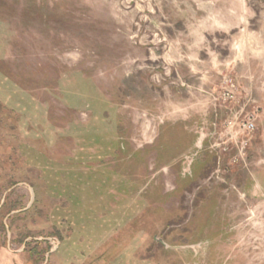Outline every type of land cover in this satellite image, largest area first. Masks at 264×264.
Masks as SVG:
<instances>
[{
	"label": "rangeland",
	"instance_id": "rangeland-1",
	"mask_svg": "<svg viewBox=\"0 0 264 264\" xmlns=\"http://www.w3.org/2000/svg\"><path fill=\"white\" fill-rule=\"evenodd\" d=\"M0 43V58L16 75L39 78L38 87L52 76L61 85L63 69L71 68L85 90L79 71L88 69L99 92L115 103L129 149L146 151L141 185L122 205L114 199L123 180H90L87 171L101 173V166L63 173L62 189L48 187L49 196L75 208L69 239L41 264H264V0H0ZM7 85L1 78L0 92L23 93ZM32 97L28 108L43 123L46 103L39 109ZM49 100L64 109L62 100ZM76 118L84 121L87 112ZM32 120L19 122V134ZM246 121L254 126L249 134ZM178 125L186 135L181 152L155 169L160 136L174 137ZM180 180L192 183L159 203L161 217L143 213L140 193L175 192ZM25 185L0 198L13 190V197L23 196L24 205L2 220L6 247L14 252L23 249L10 242L19 233L31 235L24 241L30 242L61 227L54 222L58 214L48 222L32 213L17 217L11 229V217L45 204L42 192L36 201ZM210 199L217 201L220 232L191 243L186 226H197ZM49 241L53 248L57 241Z\"/></svg>",
	"mask_w": 264,
	"mask_h": 264
},
{
	"label": "trees",
	"instance_id": "trees-1",
	"mask_svg": "<svg viewBox=\"0 0 264 264\" xmlns=\"http://www.w3.org/2000/svg\"><path fill=\"white\" fill-rule=\"evenodd\" d=\"M63 70L67 77L61 85L57 84V78L52 76L43 79L41 81L43 85L38 87L36 82L39 81V78L34 75L22 77L19 73L16 75L10 63L0 58V80L2 78L8 84L6 87L14 84L23 90L19 96L13 95L9 91L2 90L0 92V136L6 144L3 153L9 156L6 160L0 159V198L8 188L19 183H25L33 189L36 201L42 192L45 202L37 211L33 210V203L27 212L11 217L9 226L12 229L17 217L25 218L32 213L39 216L38 218L45 216V221H48L49 215L58 214V220L55 219L54 222L61 226L53 225L50 232L45 235H37L43 237V240L24 242L31 235L23 234L20 236L22 233H19V237L11 238L10 242L17 247L23 245L22 251L14 252L7 249L2 220L10 212L24 205H21L23 196L15 195L13 197L14 190L11 191L0 207V236L3 235V244L0 245V264H41L45 254L52 248L49 240L58 241L60 246L65 239H69L73 225L71 214L75 206L64 197L57 200L46 192L48 187L49 189H62V186L66 185L63 173L79 174L84 166H101V173L98 172L97 174L94 169L87 171L93 177L90 180L97 178L96 181L102 182L105 178L116 184L119 183L117 179L123 180L117 188L119 190L118 196L114 199L116 205H122L124 201L128 200L127 198L133 197L134 189L141 185L140 166H143L144 152L146 151L129 149L128 140L125 138L126 134L121 126L116 107H114L115 103L110 101L102 92H99L93 79L91 80L92 75L88 69L82 68L79 71L82 76L80 80L85 90L81 86H77L75 78L72 76L78 70L71 68H64ZM59 86H62L60 91L58 90ZM47 96L62 100L64 109L60 110L55 107ZM30 97L37 100V108L39 109H43V103H46V117L43 123L32 117V110L28 108L29 104L32 103L29 102ZM82 111L87 112V118L84 121L76 118L77 114ZM9 118L14 121L12 125L8 121ZM31 120L33 122L31 127L22 128L23 131L19 134V122ZM179 125L176 126L175 132L177 133L173 135L174 137L166 134L160 136V144L156 151V161L159 166L156 165L155 169H158L162 164L167 165L175 160L181 152L186 135ZM166 129L167 127H165ZM35 153L38 154L36 158ZM94 158H96V162H93ZM34 160H37L36 164H34ZM88 182L85 181L84 183ZM82 183L83 181H80L77 187L80 188ZM191 183L180 180V190L173 191L174 193L161 194L158 187L152 191L148 189L144 193L142 192L143 195L140 193L141 201H145L143 213L146 212L148 216L152 214L154 217H161L164 213L160 204L173 198L172 194L176 195L181 190L188 188ZM34 188L38 190V195ZM68 199L70 200V198ZM79 205L83 208L82 204ZM216 205L217 201L210 199L205 206L206 210L201 213L199 218H196V220L198 219L197 226L192 228L189 226L190 221L189 224L187 223L186 230L188 236L191 237H189L191 243L198 241L196 240L198 235L205 234L207 239H214L220 232L217 229L219 219L215 217ZM79 210L76 206L75 214L81 213ZM78 215L80 216V214ZM165 218V222H167L171 217L165 216ZM193 221L194 219L191 220V222ZM64 226L65 229L62 230ZM193 229L196 234L192 232ZM15 239L18 240L15 241ZM57 250L49 254L48 260L50 255L55 254Z\"/></svg>",
	"mask_w": 264,
	"mask_h": 264
},
{
	"label": "water",
	"instance_id": "water-1",
	"mask_svg": "<svg viewBox=\"0 0 264 264\" xmlns=\"http://www.w3.org/2000/svg\"><path fill=\"white\" fill-rule=\"evenodd\" d=\"M25 186H27V185H25ZM27 187L29 188V191H30V193L32 194V197H33V190H32L29 186H27ZM3 202H4V197L2 198V200H1V202H0V207H1V205L3 204ZM31 202H32V200H31ZM25 210H26V209H25ZM13 213H14V212H13ZM7 238H8V240H9V235L7 236ZM58 245H59V242L57 241L56 244L54 245V247H53L52 249H50V251L46 254L45 263L47 262V257H48V255H49L50 253H53L55 250H57ZM18 252H20V250H19Z\"/></svg>",
	"mask_w": 264,
	"mask_h": 264
},
{
	"label": "built area",
	"instance_id": "built-area-1",
	"mask_svg": "<svg viewBox=\"0 0 264 264\" xmlns=\"http://www.w3.org/2000/svg\"><path fill=\"white\" fill-rule=\"evenodd\" d=\"M253 127L254 126H253L252 121H246L243 125V131L249 134L253 130Z\"/></svg>",
	"mask_w": 264,
	"mask_h": 264
},
{
	"label": "flooded vegetation",
	"instance_id": "flooded-vegetation-1",
	"mask_svg": "<svg viewBox=\"0 0 264 264\" xmlns=\"http://www.w3.org/2000/svg\"><path fill=\"white\" fill-rule=\"evenodd\" d=\"M55 244V243H54Z\"/></svg>",
	"mask_w": 264,
	"mask_h": 264
}]
</instances>
